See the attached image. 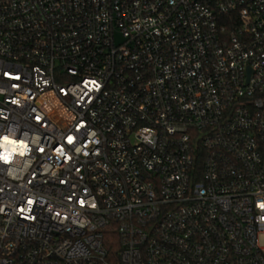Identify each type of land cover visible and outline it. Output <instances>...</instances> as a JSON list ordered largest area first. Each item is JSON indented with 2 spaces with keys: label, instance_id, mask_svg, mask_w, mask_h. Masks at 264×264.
<instances>
[{
  "label": "built area",
  "instance_id": "obj_1",
  "mask_svg": "<svg viewBox=\"0 0 264 264\" xmlns=\"http://www.w3.org/2000/svg\"><path fill=\"white\" fill-rule=\"evenodd\" d=\"M0 264H264V0H0Z\"/></svg>",
  "mask_w": 264,
  "mask_h": 264
},
{
  "label": "trees",
  "instance_id": "obj_2",
  "mask_svg": "<svg viewBox=\"0 0 264 264\" xmlns=\"http://www.w3.org/2000/svg\"><path fill=\"white\" fill-rule=\"evenodd\" d=\"M114 241H115V239H114ZM110 248V247H109ZM115 248V247H114Z\"/></svg>",
  "mask_w": 264,
  "mask_h": 264
}]
</instances>
